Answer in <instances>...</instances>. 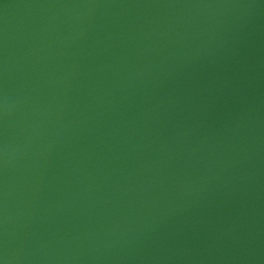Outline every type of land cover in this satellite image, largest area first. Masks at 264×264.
I'll list each match as a JSON object with an SVG mask.
<instances>
[{"label": "water", "instance_id": "obj_1", "mask_svg": "<svg viewBox=\"0 0 264 264\" xmlns=\"http://www.w3.org/2000/svg\"><path fill=\"white\" fill-rule=\"evenodd\" d=\"M0 264H264V0H0Z\"/></svg>", "mask_w": 264, "mask_h": 264}]
</instances>
